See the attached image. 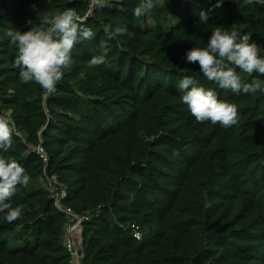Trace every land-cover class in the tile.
I'll return each instance as SVG.
<instances>
[{
    "label": "trees",
    "instance_id": "16d2710c",
    "mask_svg": "<svg viewBox=\"0 0 264 264\" xmlns=\"http://www.w3.org/2000/svg\"><path fill=\"white\" fill-rule=\"evenodd\" d=\"M140 2L103 0L95 8L80 25L93 38L75 45L49 94L20 79L17 48L5 33L29 30V20L39 25L45 12H83L89 0H0V116L15 127L0 156L15 159L30 178L10 201L22 209L20 218L9 223L0 213V264H70L65 218L43 187L34 151L41 141L51 149L49 170L67 185L66 203L100 209L84 226V264H264V91L221 89L186 59L207 47L217 26L251 34L264 57V5L159 0L137 18ZM106 25L125 32L109 39ZM101 55L104 63L89 67ZM80 71L86 78L73 85ZM236 71L244 83L264 81ZM185 75L235 104L237 123L197 122L181 101ZM62 144L75 145L70 156L60 158ZM133 221L142 240L128 226Z\"/></svg>",
    "mask_w": 264,
    "mask_h": 264
},
{
    "label": "clouds",
    "instance_id": "9594fccd",
    "mask_svg": "<svg viewBox=\"0 0 264 264\" xmlns=\"http://www.w3.org/2000/svg\"><path fill=\"white\" fill-rule=\"evenodd\" d=\"M93 5L103 6V0H92ZM159 0H141L133 14L140 18L157 6ZM249 4L264 5V0H248ZM217 7L220 5L217 4ZM208 14L200 13L201 22H207ZM32 27L27 31L8 29L5 33L11 45L17 48L15 66L20 69V79L24 83L36 82L47 93L55 92L56 85L63 79L64 69L72 63L71 52L75 45L91 39L94 33L90 28H82V18L71 8L63 11L45 12L39 25L31 20ZM109 39L122 35L125 29L117 27L114 31L105 26ZM101 46H105L101 42ZM189 63H198L208 80L214 81L221 89L239 94H256L264 91V81L253 79L242 82L236 69L249 75L258 73L264 76V57L259 55L251 34L241 33L234 27L231 30L217 26L213 29L207 47L193 48L186 54ZM104 56H93L89 67L103 64ZM231 65V66H230ZM181 101L186 104L197 122L211 121L227 128L238 121V109L235 104L218 98L217 93L209 88L197 86L188 75L178 82ZM15 127L5 116H0V150L7 152L12 146ZM29 176L15 159L0 156V213H4L7 222L12 223L21 216L22 209L10 202L17 185L29 184Z\"/></svg>",
    "mask_w": 264,
    "mask_h": 264
},
{
    "label": "built area",
    "instance_id": "2783aa9c",
    "mask_svg": "<svg viewBox=\"0 0 264 264\" xmlns=\"http://www.w3.org/2000/svg\"><path fill=\"white\" fill-rule=\"evenodd\" d=\"M97 6L98 5H93L92 0H89L88 7L83 12H76L83 21H86L92 17ZM34 151L43 164V187L57 210L61 212L65 218L62 240L70 257L69 262L70 264H84L86 256L83 242L84 226L91 221L94 216L100 213V209L78 211L73 206L67 204L65 201L68 195L67 185L59 174L49 170L50 154L42 141L34 147ZM128 226H130L134 238L142 240L143 232L140 229V225L133 221Z\"/></svg>",
    "mask_w": 264,
    "mask_h": 264
},
{
    "label": "rangeland",
    "instance_id": "374dc122",
    "mask_svg": "<svg viewBox=\"0 0 264 264\" xmlns=\"http://www.w3.org/2000/svg\"><path fill=\"white\" fill-rule=\"evenodd\" d=\"M147 18L148 19H151V17H150V15H147ZM86 78V75H85V73H84V71H80V73H79V75L77 76V77H75V78H72L71 80V82H73V85H75L76 84V82H78V80H83V79H85ZM77 86V85H76ZM59 110H62V109H59ZM8 111L7 110H5V111H3V113L4 114H9V113H7ZM3 114V115H4ZM5 116V115H4ZM8 119H10V118H8ZM72 146H75V145H71L70 144V146H67V145H64L63 146V144H62V147H63V151H62V155L60 156V158L62 157V156H65L66 155V153H67V156L69 155H71L72 154V150L70 149ZM56 147H57V145H56ZM73 148V147H72ZM70 149V150H69ZM49 150V152H51L50 150L51 149H48ZM141 218V216L140 217H138L137 219L139 220Z\"/></svg>",
    "mask_w": 264,
    "mask_h": 264
}]
</instances>
